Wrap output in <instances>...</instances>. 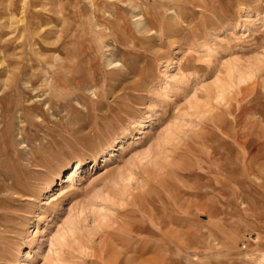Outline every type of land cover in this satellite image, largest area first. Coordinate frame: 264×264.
Wrapping results in <instances>:
<instances>
[{
	"label": "rangeland",
	"instance_id": "374dc122",
	"mask_svg": "<svg viewBox=\"0 0 264 264\" xmlns=\"http://www.w3.org/2000/svg\"><path fill=\"white\" fill-rule=\"evenodd\" d=\"M0 264H264V0H0Z\"/></svg>",
	"mask_w": 264,
	"mask_h": 264
},
{
	"label": "bare ground",
	"instance_id": "6f19581e",
	"mask_svg": "<svg viewBox=\"0 0 264 264\" xmlns=\"http://www.w3.org/2000/svg\"><path fill=\"white\" fill-rule=\"evenodd\" d=\"M16 22V21H15ZM3 25V24H2ZM252 64V63H251ZM247 66V65H246ZM234 68V66H233ZM230 69V68H229ZM244 69V68H243ZM251 69V68H250ZM235 70V69H234ZM230 71V70H229ZM233 71V69H232ZM249 71L251 72V70H237L234 72V81L235 82H240L242 80H244L245 78H247L248 74H249ZM226 74H228V72H226ZM233 79V78H232ZM212 82V81H211ZM215 82V81H214ZM210 83L212 84L211 86V98L212 99H219L220 97V91H221V88L220 86L216 83ZM209 86V87H210ZM201 87V86H200ZM201 89V88H200ZM203 90V89H202ZM206 90V89H205ZM203 92V91H202ZM205 92V91H204ZM203 92V93H204ZM194 95V94H193ZM189 97V96H188ZM188 101V100H187ZM185 104V108L187 109H191V110H194V109H197L198 108V104L195 103V102H184ZM170 125V124H169ZM175 126V125H174ZM170 129V128H169ZM172 131V130H171ZM169 138H171V133H170V130H168L167 128H164L161 130V132L158 134L157 136V141L160 142V143H164L166 142ZM223 145V144H222ZM233 145V144H232ZM241 147V146H240ZM253 147V151H256L257 149H259L260 147L259 146H252ZM221 160V159H220ZM216 162V161H215ZM237 162V161H236ZM240 162V160H239ZM76 164H77V161H73L69 167L67 168V170L63 173V180L66 181L67 183L70 181V179H72L73 175H74V170L76 168ZM222 168V167H221ZM217 171V169H216ZM220 175V174H219ZM222 175V174H221ZM223 177V176H222ZM219 183V181H218ZM219 185V184H218ZM207 191V190H206ZM219 192V191H218ZM222 192V191H221ZM218 197V196H217ZM204 201V199H203ZM172 203V201H170ZM170 204V203H169ZM175 204V203H174ZM174 204H170L168 205V210H169V214L167 216H165V219L163 218H154V219H149L147 218V221H151L152 223H154V225H157L155 226L157 228V230H168L166 227H165V224H172L174 221H177L175 220L176 219V210H178V208H180L179 205H174ZM192 204L191 203H188V202H185L182 207L183 209L185 210V212L190 208L192 207L191 206ZM195 206H197V204H194ZM194 206V207H195ZM199 206V205H198ZM196 207L197 211L199 214H202L204 215L205 217L208 216V213L210 212L209 208L208 207H205V206H199V207ZM195 209V208H194ZM192 210V209H191ZM160 217V216H159ZM145 221V224H144V228H141L142 230H151L150 229V225H149V222ZM179 221V219H178ZM151 223V224H152ZM141 229H138V230H141ZM173 239V238H172ZM173 242V241H171Z\"/></svg>",
	"mask_w": 264,
	"mask_h": 264
}]
</instances>
